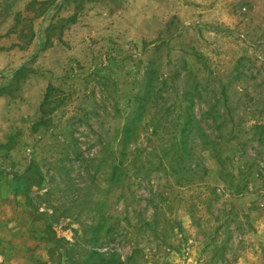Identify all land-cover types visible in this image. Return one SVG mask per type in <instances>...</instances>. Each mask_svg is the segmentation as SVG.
Masks as SVG:
<instances>
[{
  "label": "rangeland",
  "instance_id": "1",
  "mask_svg": "<svg viewBox=\"0 0 264 264\" xmlns=\"http://www.w3.org/2000/svg\"><path fill=\"white\" fill-rule=\"evenodd\" d=\"M49 1L0 0V264H264V0Z\"/></svg>",
  "mask_w": 264,
  "mask_h": 264
},
{
  "label": "crops",
  "instance_id": "2",
  "mask_svg": "<svg viewBox=\"0 0 264 264\" xmlns=\"http://www.w3.org/2000/svg\"><path fill=\"white\" fill-rule=\"evenodd\" d=\"M0 220H1V219H0ZM1 222L4 223V224H7V223H8V221H6V219H5V220H1ZM4 250H6V249L4 248ZM247 256H248V255H247ZM247 256L244 257V258H241L237 263L235 262V264H251V262H249V261L246 259ZM248 257H249V258H252V257H253V254H249Z\"/></svg>",
  "mask_w": 264,
  "mask_h": 264
},
{
  "label": "trees",
  "instance_id": "3",
  "mask_svg": "<svg viewBox=\"0 0 264 264\" xmlns=\"http://www.w3.org/2000/svg\"><path fill=\"white\" fill-rule=\"evenodd\" d=\"M52 0H50L49 2H35V4H39L41 5L42 7L46 6V5H49L51 3ZM52 88V87H51ZM50 90V89H49Z\"/></svg>",
  "mask_w": 264,
  "mask_h": 264
}]
</instances>
